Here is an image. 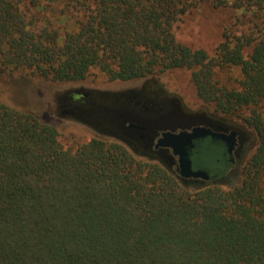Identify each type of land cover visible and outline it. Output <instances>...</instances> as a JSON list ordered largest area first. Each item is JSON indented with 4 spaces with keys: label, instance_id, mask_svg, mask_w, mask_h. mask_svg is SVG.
Masks as SVG:
<instances>
[{
    "label": "trees",
    "instance_id": "1",
    "mask_svg": "<svg viewBox=\"0 0 264 264\" xmlns=\"http://www.w3.org/2000/svg\"><path fill=\"white\" fill-rule=\"evenodd\" d=\"M200 2L241 10L212 55L175 34ZM55 3L77 11L75 30L59 26L54 3L0 0V78L184 69L199 99L256 144L237 183L197 187L115 138L67 144L54 117L0 98V264H264V0Z\"/></svg>",
    "mask_w": 264,
    "mask_h": 264
},
{
    "label": "rangeland",
    "instance_id": "2",
    "mask_svg": "<svg viewBox=\"0 0 264 264\" xmlns=\"http://www.w3.org/2000/svg\"><path fill=\"white\" fill-rule=\"evenodd\" d=\"M42 1L43 6L48 5V8L49 6L51 8V4L54 3V12L62 29L72 31L77 28L79 14L75 9L70 8L65 11L64 15H60L59 11L62 7L55 3L57 0ZM240 12L241 10H234L230 6L217 8L207 2H200L187 11L178 21L175 30L176 37L182 43L193 48H202L209 55H212L215 47L222 40L224 29L235 23ZM231 74L237 77L239 75L238 69L234 68ZM220 76L227 78L228 73L221 72ZM23 80L19 82L17 79L11 78L7 82L4 78H0V98L17 109L54 117L67 144L72 140L79 143L85 142L94 136L113 138L99 133L91 126L68 114L62 113L63 95L75 89L122 92L127 89H139L146 82L147 89L142 94L143 99L160 101L162 104V102H166L163 99L164 96L176 95L189 109H204L214 112L211 106L199 99L195 87L190 81L189 73L184 69L167 70L151 78L129 81L109 80L96 68L92 69L85 79L76 82L50 83L36 77H26ZM232 121L241 125L238 120ZM239 176L240 173L233 184L238 182Z\"/></svg>",
    "mask_w": 264,
    "mask_h": 264
},
{
    "label": "water",
    "instance_id": "3",
    "mask_svg": "<svg viewBox=\"0 0 264 264\" xmlns=\"http://www.w3.org/2000/svg\"><path fill=\"white\" fill-rule=\"evenodd\" d=\"M146 89L145 82L139 89L122 92L71 90L62 97V113L82 121L103 135L124 142L137 154L156 159L137 150V145L150 148L154 144L159 149L157 154L161 160L172 162L177 156L181 177H211L206 171L192 167L190 154L194 141L199 137L220 135L205 127L176 132L178 119L191 117L182 100L176 95H166L163 98L166 102H162L164 105L161 106L160 101L143 99L142 94ZM159 130L162 132L158 133Z\"/></svg>",
    "mask_w": 264,
    "mask_h": 264
},
{
    "label": "flooded vegetation",
    "instance_id": "4",
    "mask_svg": "<svg viewBox=\"0 0 264 264\" xmlns=\"http://www.w3.org/2000/svg\"><path fill=\"white\" fill-rule=\"evenodd\" d=\"M164 103L161 104L163 106ZM190 118H177L179 125L175 131L190 130L193 127L209 128L220 137L204 135L194 141L195 145L191 150L192 167L206 171L211 177H181L177 162V156L172 162L168 159L158 158V148L154 144L150 148L137 145L139 152L150 154L158 158L166 168L174 172L177 177L186 185L203 186L209 183L232 185L240 173L246 158L256 143L254 134L236 122L204 109H189L186 107ZM162 131L159 130L158 133ZM225 138V139H222ZM156 140L154 141V143ZM171 153V150H169Z\"/></svg>",
    "mask_w": 264,
    "mask_h": 264
}]
</instances>
